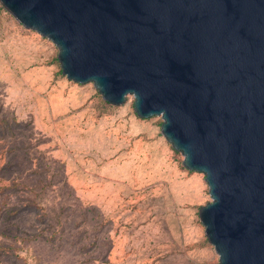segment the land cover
<instances>
[{"label":"rangeland","instance_id":"obj_1","mask_svg":"<svg viewBox=\"0 0 264 264\" xmlns=\"http://www.w3.org/2000/svg\"><path fill=\"white\" fill-rule=\"evenodd\" d=\"M57 52L0 4V264H217L208 186L161 117L68 80Z\"/></svg>","mask_w":264,"mask_h":264},{"label":"water","instance_id":"obj_2","mask_svg":"<svg viewBox=\"0 0 264 264\" xmlns=\"http://www.w3.org/2000/svg\"><path fill=\"white\" fill-rule=\"evenodd\" d=\"M57 48L61 73L133 98L182 165L217 264H264V0H0Z\"/></svg>","mask_w":264,"mask_h":264}]
</instances>
